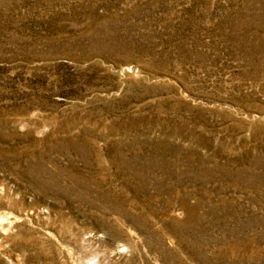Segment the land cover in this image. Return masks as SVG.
Masks as SVG:
<instances>
[{"label":"rangeland","instance_id":"rangeland-1","mask_svg":"<svg viewBox=\"0 0 264 264\" xmlns=\"http://www.w3.org/2000/svg\"><path fill=\"white\" fill-rule=\"evenodd\" d=\"M0 264H264V0H0Z\"/></svg>","mask_w":264,"mask_h":264}]
</instances>
